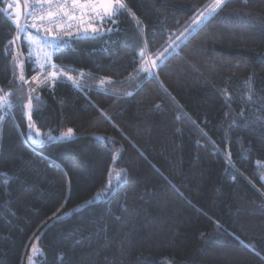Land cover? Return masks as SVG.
Here are the masks:
<instances>
[{
    "label": "trees",
    "instance_id": "obj_1",
    "mask_svg": "<svg viewBox=\"0 0 264 264\" xmlns=\"http://www.w3.org/2000/svg\"><path fill=\"white\" fill-rule=\"evenodd\" d=\"M122 2L61 37L76 87L31 81L0 0V264H264V0L189 36L213 0Z\"/></svg>",
    "mask_w": 264,
    "mask_h": 264
},
{
    "label": "snow or ice",
    "instance_id": "obj_2",
    "mask_svg": "<svg viewBox=\"0 0 264 264\" xmlns=\"http://www.w3.org/2000/svg\"><path fill=\"white\" fill-rule=\"evenodd\" d=\"M226 3V0H213L214 6H210L209 8L205 9V12H207L208 16L213 15L216 13L218 9H220L224 4ZM45 5L47 7L45 8ZM53 5H55V10L53 9ZM8 8H11V5H8ZM87 8L89 12L93 13L97 17H99L101 20H110L112 22L114 21V18L117 17L122 10H126L125 4L122 2V0H37V3L35 6H33V10L28 12V16H34L36 14V11H40L42 13H46L47 15V21L46 23L49 25L48 28H45V31H49L51 27H57L59 28L60 25L56 23L57 20H64L67 19L68 21L75 20L77 17L75 16V11L80 9L83 10ZM0 11H3L0 9ZM204 12H201L200 15L196 18L194 23H200L203 19H206ZM11 21V23L17 27L18 32L20 33H26L27 25L20 26L18 22L15 19H12L10 16L7 17ZM39 19L44 22L45 16L41 15ZM33 28H37V24L33 23L31 25ZM40 27H43V23L40 25ZM65 27L70 29L72 25L66 24ZM94 34H101L97 29H93ZM69 35L71 32L68 33ZM18 38V37H17ZM28 41L30 43H35L37 41L33 40L31 37H27ZM43 44V47H53L49 42L43 41L41 42ZM53 50H55V47H53ZM50 57L51 53H44V62L45 64H48L52 69H57L56 71H52L49 73V75L52 77L53 81L57 79L58 77L63 78L66 76V78L69 81H72V83L76 87H80V83L78 80H75L71 75H67L66 72H63L58 69L57 65L50 63ZM155 66V64H154ZM143 70V69H142ZM21 81H24L23 75L19 77ZM35 79V77L33 78ZM107 79V78H105ZM26 82V81H25ZM101 84L104 83V80L100 81ZM10 103L7 99V96H0V107H2L4 104ZM31 104L29 103V108H31ZM3 117H0V120H2ZM31 119V117H29ZM72 129H68L67 134L72 133Z\"/></svg>",
    "mask_w": 264,
    "mask_h": 264
},
{
    "label": "rangeland",
    "instance_id": "obj_3",
    "mask_svg": "<svg viewBox=\"0 0 264 264\" xmlns=\"http://www.w3.org/2000/svg\"><path fill=\"white\" fill-rule=\"evenodd\" d=\"M227 1V0H226ZM8 5H11V8H8ZM211 6H214L212 4ZM5 9L10 13L13 19H15L20 26H25L27 24H22L23 18H24V7L21 0H6ZM85 10H87L85 8ZM88 11V10H87ZM206 19H203L200 23H193L190 29L187 31L188 34L186 36H189L191 33L196 31L207 19H209L211 16L207 15V12H205ZM93 29H97L96 25H92L91 29L86 30L83 32L82 36H95L97 34L93 33ZM19 37L24 41V43L28 46V52L25 54V58H22L21 64L25 66V59H29L31 62H33V68L37 70V74L35 76V79H32L31 81L37 85V86H44L45 84L49 82H54L52 77L49 75L50 72L56 71L57 69H52L48 64H45L44 62V53H51L50 57V63L57 65L58 69L63 72H69L65 67H61L55 62V54L60 51L64 45L60 42L61 37H59L56 33L53 32H45V31H37L33 27L27 26L26 33H20ZM27 37H31L33 40L37 41L35 43H30L27 39ZM47 41L53 47H55V50H53V47H43V44L41 42ZM174 46V45H173ZM175 47V46H174ZM177 49V46L175 47ZM155 64V66H154ZM146 67L153 73L154 70L157 68V64L155 60H152L150 58H146ZM67 75H71L73 77L72 73H69ZM58 77L57 79H59ZM64 78V77H63ZM74 78V77H73ZM65 79V78H64ZM67 79V78H66ZM56 80V79H55ZM9 103L4 104L1 108L3 111H6L5 108L8 106ZM32 142L35 144H42L44 142V139L42 137L41 132L36 129L32 135H31Z\"/></svg>",
    "mask_w": 264,
    "mask_h": 264
},
{
    "label": "built area",
    "instance_id": "obj_4",
    "mask_svg": "<svg viewBox=\"0 0 264 264\" xmlns=\"http://www.w3.org/2000/svg\"><path fill=\"white\" fill-rule=\"evenodd\" d=\"M25 2V8L27 11V17H26V23L27 26L32 27L31 25L33 23L37 24V31H45V28H48L49 25L46 23L47 21V15L46 13H42L40 11H36V14L34 16H28V12L33 10V6L36 5L37 0H24ZM47 7V5H45V8ZM53 9L55 10V5H53ZM75 16L77 17L75 20L72 21H68L67 19L64 20H57L56 23L60 25L59 28L57 27H51L49 31H45V32H53L56 33L58 36L62 37V38H74V37H78L81 34H83L84 31L91 29L92 25H96V28L98 31L101 30V26L98 25L100 22H102L103 20H101L99 17H97L96 15H94L93 13L83 9V10H76L75 11ZM41 15L45 16V21L42 22L39 17ZM43 23V27H40V25ZM71 24L72 27L70 29H68L67 27H65L66 24ZM71 32V34L69 35L68 33Z\"/></svg>",
    "mask_w": 264,
    "mask_h": 264
},
{
    "label": "water",
    "instance_id": "obj_5",
    "mask_svg": "<svg viewBox=\"0 0 264 264\" xmlns=\"http://www.w3.org/2000/svg\"><path fill=\"white\" fill-rule=\"evenodd\" d=\"M23 3H25L24 2V0H21ZM24 7H25V5H24ZM26 17H27V11L25 10V13H24V18H23V22H22V24H25V22H26ZM16 36L18 37V33L16 34ZM29 103H31V100L28 102V105H27V115H28V112H29ZM32 126H33V124H32Z\"/></svg>",
    "mask_w": 264,
    "mask_h": 264
},
{
    "label": "flooded vegetation",
    "instance_id": "obj_6",
    "mask_svg": "<svg viewBox=\"0 0 264 264\" xmlns=\"http://www.w3.org/2000/svg\"><path fill=\"white\" fill-rule=\"evenodd\" d=\"M23 3V2H22ZM23 7H24V3H23ZM24 11H25V7H24ZM25 13V12H24Z\"/></svg>",
    "mask_w": 264,
    "mask_h": 264
},
{
    "label": "crops",
    "instance_id": "obj_7",
    "mask_svg": "<svg viewBox=\"0 0 264 264\" xmlns=\"http://www.w3.org/2000/svg\"><path fill=\"white\" fill-rule=\"evenodd\" d=\"M87 9V8H86ZM88 10V9H87Z\"/></svg>",
    "mask_w": 264,
    "mask_h": 264
}]
</instances>
